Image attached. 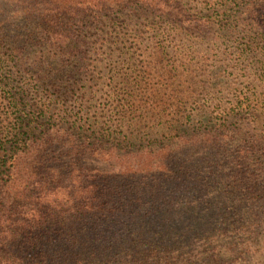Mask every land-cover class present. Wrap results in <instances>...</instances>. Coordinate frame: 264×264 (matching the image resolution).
I'll return each mask as SVG.
<instances>
[{"label":"trees","instance_id":"16d2710c","mask_svg":"<svg viewBox=\"0 0 264 264\" xmlns=\"http://www.w3.org/2000/svg\"><path fill=\"white\" fill-rule=\"evenodd\" d=\"M0 264H264V0H0Z\"/></svg>","mask_w":264,"mask_h":264},{"label":"rangeland","instance_id":"374dc122","mask_svg":"<svg viewBox=\"0 0 264 264\" xmlns=\"http://www.w3.org/2000/svg\"><path fill=\"white\" fill-rule=\"evenodd\" d=\"M110 94L111 93L102 92L99 90L86 92L84 95H81V93H75L72 95L71 92H65L61 94L62 97L58 101L57 107L67 111L70 115L81 114L82 120L79 122V124L82 122L91 124L92 129L101 132V135L121 137L120 128L116 127L117 119L115 113L117 107H115L114 101L110 99ZM213 102H215V100H213ZM190 105H193V102L190 104L187 102L185 106L189 107ZM261 111L262 110H260L258 115L259 118H261L263 115L261 114ZM97 143L99 142L97 141ZM104 151L105 150H103V152ZM91 155L95 156V161H98L97 163L102 165L103 159L100 157L97 160L96 156L99 157L97 153ZM76 158H82L83 164H87L92 168V166L89 164L90 158L86 159L84 154H77ZM147 159H149V157H147L146 160ZM74 163L77 164L75 161ZM61 167L63 166L59 167L60 170L63 169ZM115 180L116 179L111 178L109 180V184H120L119 179L116 181Z\"/></svg>","mask_w":264,"mask_h":264}]
</instances>
